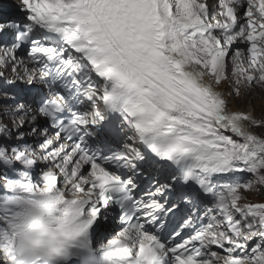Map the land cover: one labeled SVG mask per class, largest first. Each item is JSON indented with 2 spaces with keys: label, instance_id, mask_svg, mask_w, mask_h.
I'll return each instance as SVG.
<instances>
[{
  "label": "snow or ice",
  "instance_id": "6c2138e0",
  "mask_svg": "<svg viewBox=\"0 0 264 264\" xmlns=\"http://www.w3.org/2000/svg\"><path fill=\"white\" fill-rule=\"evenodd\" d=\"M9 7L0 264H264V114L228 99L264 88V0Z\"/></svg>",
  "mask_w": 264,
  "mask_h": 264
},
{
  "label": "rangeland",
  "instance_id": "374dc122",
  "mask_svg": "<svg viewBox=\"0 0 264 264\" xmlns=\"http://www.w3.org/2000/svg\"><path fill=\"white\" fill-rule=\"evenodd\" d=\"M12 9V8H11ZM10 12L6 9L5 14H9ZM218 91H221L225 94H227L230 91V87L228 83H222L218 88ZM242 91V90H241ZM244 91V90H243ZM1 92V91H0ZM3 97L0 95V100H2ZM228 99H232L236 105L235 109L245 112V113H251L255 115L257 118L261 116V114H264V88L257 86L253 88L248 95H242L241 97L233 99L232 97H228ZM230 105V104H229ZM257 134H259L261 129L255 130ZM255 192H252L249 195L250 200H258L261 198L256 199L254 196Z\"/></svg>",
  "mask_w": 264,
  "mask_h": 264
},
{
  "label": "bare ground",
  "instance_id": "6f19581e",
  "mask_svg": "<svg viewBox=\"0 0 264 264\" xmlns=\"http://www.w3.org/2000/svg\"><path fill=\"white\" fill-rule=\"evenodd\" d=\"M19 4V1L18 0H4V8H5V10H6V8H8L9 7V5H12V6H15V5H18ZM10 8V7H9ZM12 8H14V7H12ZM5 15H7L8 16V14H5ZM6 74H8V73H6ZM11 76H13V74H10ZM1 78L2 77H0V82H1ZM0 86H1V84H0ZM263 89V88H262ZM244 90V89H243ZM229 107L232 109V110H236L235 108V105H236V103L232 100V99H230L229 100Z\"/></svg>",
  "mask_w": 264,
  "mask_h": 264
},
{
  "label": "trees",
  "instance_id": "16d2710c",
  "mask_svg": "<svg viewBox=\"0 0 264 264\" xmlns=\"http://www.w3.org/2000/svg\"><path fill=\"white\" fill-rule=\"evenodd\" d=\"M255 198L258 199V198H262L260 194L256 193L254 194ZM259 200V199H258Z\"/></svg>",
  "mask_w": 264,
  "mask_h": 264
}]
</instances>
